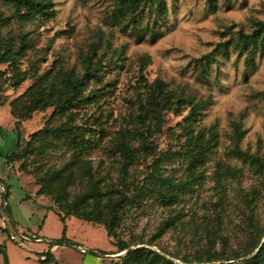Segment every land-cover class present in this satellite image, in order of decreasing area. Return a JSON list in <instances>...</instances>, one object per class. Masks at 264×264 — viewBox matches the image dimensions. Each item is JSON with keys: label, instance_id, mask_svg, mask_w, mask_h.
Wrapping results in <instances>:
<instances>
[{"label": "rangeland", "instance_id": "374dc122", "mask_svg": "<svg viewBox=\"0 0 264 264\" xmlns=\"http://www.w3.org/2000/svg\"><path fill=\"white\" fill-rule=\"evenodd\" d=\"M53 4L54 17L25 21L14 6L0 0V32L16 47L22 37L29 45L15 66L0 65V246H5L9 264H44L41 259L49 251L59 264H121L128 252L118 257L122 253L101 225L75 217H69L66 234L75 245L53 243L63 234L57 213L65 205L37 194L38 169L62 167L74 158V150L60 142L45 153L33 150L25 158L22 153L33 133L66 120H71L73 138L76 135L85 147L81 159L90 165V175L76 170L80 180L68 188V201L94 183L83 204L86 212L105 211L123 195L132 198L117 227L116 242L130 249L148 247L177 264H198L206 255L245 254L264 235V174L233 150L238 146L264 158V49L249 58L238 44L239 32L252 34L254 22H264V0H218L215 9L208 0H164L161 13L155 4H147L135 19L121 21L112 16L115 0ZM87 57L101 60L100 79L88 88L91 101L72 111L71 119L53 117V108H48L17 123L11 103L38 77L50 70L82 74ZM157 80L178 96L206 102L195 132L216 134L206 162L194 170L179 154L159 163L157 173L190 185L170 207L149 192L140 202L135 196L142 186L155 184L144 180L154 171L149 139L162 151L187 148L181 126L190 108L179 115L167 113L162 132L152 130L136 139L128 134ZM14 151L10 164L7 156ZM8 187L10 196L5 198ZM0 264H6L3 253Z\"/></svg>", "mask_w": 264, "mask_h": 264}, {"label": "trees", "instance_id": "16d2710c", "mask_svg": "<svg viewBox=\"0 0 264 264\" xmlns=\"http://www.w3.org/2000/svg\"><path fill=\"white\" fill-rule=\"evenodd\" d=\"M4 3L14 6L18 11L20 17L25 21H33L36 19H48L55 15L53 10V0H2ZM218 0H208L211 9L216 8ZM147 4L156 5L155 10L158 13L164 11V0H115V6L112 11V16L115 21H121L130 17L135 19L137 15L143 11ZM0 19L2 15L0 13ZM256 29L252 34H245L239 32V48L242 53H246L249 58L255 55L259 50L264 49V22L255 21ZM222 47L226 50L227 45ZM29 49L28 43L22 37L20 45L15 46L12 38L3 36L0 32V65L15 66V64L22 59L27 50ZM100 61L93 62V57H87L84 61V72L80 74L75 69L54 72L48 71L44 76L38 77L34 84L28 89L26 93L11 103L13 116L17 119V123L26 121L36 111H43L48 108H53V117H65L71 119L72 111L78 110L85 106L90 99L88 95V88L92 82L99 81V65ZM27 76L20 78L19 82H24ZM149 93L146 98L145 104L141 105V111L136 116L137 124L131 130H128L129 136L136 139L138 136L145 137L144 133L151 134L152 130L162 132L164 125V117L167 113L179 115L185 107L190 110L186 116L183 117L182 131L187 135V148L183 152H172L171 150H159L156 141L149 139L151 147L154 149L153 164L150 166L151 170L145 174L144 180L146 183L154 184L153 187L139 188L135 196L136 202H140L141 197L147 192L152 194L161 205L170 207L178 203L179 195L183 191L189 189L188 182H176L170 177H165L161 173H157L158 165L164 159H169L173 155L187 159L189 170H194L200 165H203L207 159V153L210 152L216 144V134L210 131L208 135L205 132H195L194 126L199 122V117L206 109V102H199L193 97L185 95H176L167 89V86L161 80L155 81L149 87ZM71 120H66L58 127L46 126L41 130L31 135V140L26 143L23 148L22 157L25 158L33 150L40 153H45L49 149L60 146H67L70 150H74V158L60 168H49L44 170V166H39L38 180L40 189L38 195L53 196L56 203L63 205L60 207L57 215L64 224L62 237L53 242L58 245H66L73 247L75 243L67 238L69 217H75L86 223H95L101 225L107 233L108 238L115 241L118 252L122 253L128 251L126 255L122 256L121 264H177L167 259L162 254L148 248L138 247L130 249V246L124 242H116L117 227L122 221L123 213L126 210L127 201L132 198H127L123 195L108 204L105 211H92L86 212L83 209L85 199L94 190L95 183L87 191L75 195L72 201H68V188L73 186L77 180H80V175L76 170H82L90 175L89 162L81 159L84 151V145L76 140V135L73 138V126L69 123ZM237 133L241 134V129L236 128ZM1 134H2V130ZM54 137H58L60 141L58 144L53 141ZM61 139L63 141H61ZM32 143H36L33 145ZM234 155L245 164H249L256 173L264 174V158L248 151L241 150L236 146L233 150ZM17 154L13 152L7 156L8 163L14 162L12 156ZM229 169V168H228ZM230 170V169H229ZM231 171V170H230ZM234 172V170H232ZM10 196V188L4 196ZM28 197H30L28 195ZM65 213V214H63ZM170 223V224H169ZM168 222L167 225H172ZM0 253L5 255V263L9 264L6 256V249L4 245L0 246ZM105 255L112 253H104ZM41 262L44 264H59L54 254L49 251ZM239 258H245L241 262H235ZM218 262V263H217ZM186 263H189L186 261ZM198 264H264V235L258 237L250 249L243 255H236L233 258L218 257L206 255L199 258Z\"/></svg>", "mask_w": 264, "mask_h": 264}, {"label": "water", "instance_id": "95a60500", "mask_svg": "<svg viewBox=\"0 0 264 264\" xmlns=\"http://www.w3.org/2000/svg\"><path fill=\"white\" fill-rule=\"evenodd\" d=\"M92 253H95V254H96L97 252H94V251H93ZM124 254H125V253L119 254L118 257H120V256H122V255H124Z\"/></svg>", "mask_w": 264, "mask_h": 264}]
</instances>
